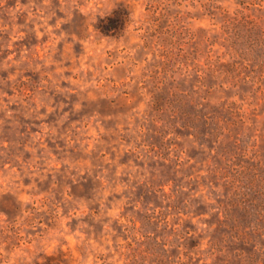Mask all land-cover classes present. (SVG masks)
<instances>
[{
	"label": "rangeland",
	"instance_id": "374dc122",
	"mask_svg": "<svg viewBox=\"0 0 264 264\" xmlns=\"http://www.w3.org/2000/svg\"><path fill=\"white\" fill-rule=\"evenodd\" d=\"M263 58L264 0H0V264H264Z\"/></svg>",
	"mask_w": 264,
	"mask_h": 264
},
{
	"label": "trees",
	"instance_id": "16d2710c",
	"mask_svg": "<svg viewBox=\"0 0 264 264\" xmlns=\"http://www.w3.org/2000/svg\"><path fill=\"white\" fill-rule=\"evenodd\" d=\"M103 27H105V26H103ZM263 61H264V58H263ZM263 65H264V63H263ZM232 219V218H231ZM236 225H238V224H235V225H233V226H236Z\"/></svg>",
	"mask_w": 264,
	"mask_h": 264
}]
</instances>
